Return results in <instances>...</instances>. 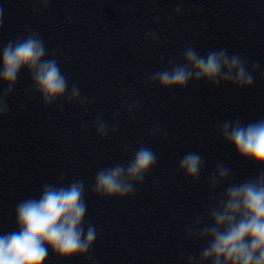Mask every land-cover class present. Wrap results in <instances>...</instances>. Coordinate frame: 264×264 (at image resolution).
Wrapping results in <instances>:
<instances>
[{"label": "clouds", "instance_id": "1", "mask_svg": "<svg viewBox=\"0 0 264 264\" xmlns=\"http://www.w3.org/2000/svg\"><path fill=\"white\" fill-rule=\"evenodd\" d=\"M37 2L40 7L33 10L34 15L46 11L51 0ZM182 11L183 0H179L173 16ZM159 19L154 17L157 22ZM4 20V9L0 6V32L4 30ZM146 38L157 42L158 34L149 31ZM159 62L165 64L163 55ZM258 68V61L249 69L244 57L229 55L227 49L201 55L192 45H185L180 60L169 59L167 66L150 74L149 82L161 90H183L201 81L212 87L232 84L244 90L253 86ZM21 72L29 78L31 93L40 97L45 108L60 101H63L59 105L61 110L65 104L84 107L88 103L79 86L70 85L55 53L49 55L39 31L31 29L0 46V118L9 111L8 99ZM121 108L131 118L139 102L125 101ZM93 127L101 140L117 131L115 124L110 127L100 115ZM216 130L238 160L258 171L237 181L233 168L217 161L206 177L210 199L184 228L186 238L203 246L198 255L186 254L181 249L177 264L185 260L186 264H264V118L247 124L239 118L225 119L217 123ZM159 134V127L150 131V135ZM125 151H129V146H125ZM156 164V152L140 145L129 160L96 171L92 195L103 199L133 197ZM206 167L200 152L189 151L180 157L177 172L196 184ZM218 189L221 191L217 192ZM86 191L83 179L65 183V177L61 176L55 183L43 184L38 197L19 201L14 209L15 230L0 232V264H46L50 253L62 262L77 257L91 259L98 233L95 225L86 221Z\"/></svg>", "mask_w": 264, "mask_h": 264}]
</instances>
